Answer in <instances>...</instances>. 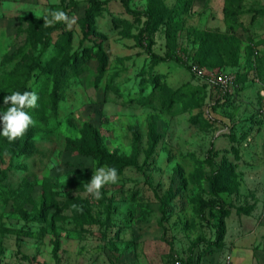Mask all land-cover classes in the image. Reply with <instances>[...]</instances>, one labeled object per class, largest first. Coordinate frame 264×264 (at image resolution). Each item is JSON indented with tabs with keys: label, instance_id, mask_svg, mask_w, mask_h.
Instances as JSON below:
<instances>
[{
	"label": "rangeland",
	"instance_id": "1",
	"mask_svg": "<svg viewBox=\"0 0 264 264\" xmlns=\"http://www.w3.org/2000/svg\"><path fill=\"white\" fill-rule=\"evenodd\" d=\"M102 1L87 15L88 0H0V86L28 72L39 94L35 124L0 136V261L203 264L237 240L256 257L264 0ZM56 9L71 23L51 31ZM191 64L236 82L223 92ZM101 165L118 180L97 199L86 183Z\"/></svg>",
	"mask_w": 264,
	"mask_h": 264
},
{
	"label": "clouds",
	"instance_id": "2",
	"mask_svg": "<svg viewBox=\"0 0 264 264\" xmlns=\"http://www.w3.org/2000/svg\"><path fill=\"white\" fill-rule=\"evenodd\" d=\"M44 23L52 25L56 22L71 23L67 13L63 9L49 10L43 17ZM39 94L32 90L23 92L14 90L3 96V104L8 105L6 110L0 111V136L8 141L25 134L28 128L35 124L31 113L27 109L38 107ZM10 102V103H9ZM118 180V169L114 166H98L95 168L91 180L86 183V190L97 199L101 198L102 186L108 182Z\"/></svg>",
	"mask_w": 264,
	"mask_h": 264
},
{
	"label": "trees",
	"instance_id": "3",
	"mask_svg": "<svg viewBox=\"0 0 264 264\" xmlns=\"http://www.w3.org/2000/svg\"><path fill=\"white\" fill-rule=\"evenodd\" d=\"M88 1H89V6H88L87 9H86V14H87V15H88V14H93L94 11L104 3L102 0H88ZM129 1H130V0H120L121 4H122L125 8H127V9H128V5H129ZM133 13L143 14V15H145V16L147 17V20H146L145 23H144V29H145V28H148V27H150V26L153 25V19H152V16H151L150 14H148V13H146V12H133ZM224 14L228 16L229 14H232V12L229 11V10L224 9ZM63 23H64V22H58V23H56L55 25H53L52 27H50V30L53 31L54 29H56V28L62 26ZM144 29L140 31L139 36L142 35ZM207 36H208V34H207L206 32H204V31H199V32L197 33V38L199 39L200 43H204V42L206 41V39H207ZM139 39H140V38H139ZM225 41H226V43H227L229 46L232 45V41H230L229 39H227V40H225ZM139 44L141 45L140 40H139ZM145 51H146L147 53H151V52H150L149 50H147V49H145ZM230 52H231V51H230ZM237 53H238V46H236V47L234 48V50H232L231 55L234 56V57H236ZM249 53H250V54H251V53L253 54V51H252L251 48L249 49ZM172 58H173V57H172ZM27 74H28V72H27ZM27 74H25L24 72H19V74L16 76V80H14L15 78L12 80L11 77H6V78L2 81V83L4 84V86H0V94H1L2 96H5V95H8L11 91H14V90H18V91H21V92H23V91H25V90H28V91H29L30 88H28V87L26 86V85H27V81H28ZM95 155H96L98 158L101 157V155H99V154H96V153H95ZM220 236H221V233H219V231H218V232H217V238H219ZM220 240H222V238H221ZM180 263H181V264H186V263L183 262L182 260H180Z\"/></svg>",
	"mask_w": 264,
	"mask_h": 264
},
{
	"label": "crops",
	"instance_id": "4",
	"mask_svg": "<svg viewBox=\"0 0 264 264\" xmlns=\"http://www.w3.org/2000/svg\"><path fill=\"white\" fill-rule=\"evenodd\" d=\"M231 246V250L226 252V254L208 255L203 264H227V256H229L228 264H264L263 250H259V253H257L255 257L254 255L252 256V253L248 248L242 246V242L239 240L234 241V244Z\"/></svg>",
	"mask_w": 264,
	"mask_h": 264
},
{
	"label": "built area",
	"instance_id": "5",
	"mask_svg": "<svg viewBox=\"0 0 264 264\" xmlns=\"http://www.w3.org/2000/svg\"><path fill=\"white\" fill-rule=\"evenodd\" d=\"M193 72L199 76V77H206L207 80L213 84L216 85L221 91L227 92L230 89L233 88L235 82H236V76L234 73H226V72H213L204 74L203 70L195 64H191ZM227 263L229 262V256L226 257ZM0 264H6L0 261ZM173 264H181L180 261H175Z\"/></svg>",
	"mask_w": 264,
	"mask_h": 264
}]
</instances>
